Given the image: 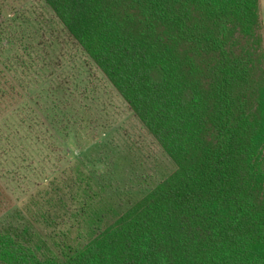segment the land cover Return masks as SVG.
I'll return each instance as SVG.
<instances>
[{
  "label": "trees",
  "instance_id": "trees-1",
  "mask_svg": "<svg viewBox=\"0 0 264 264\" xmlns=\"http://www.w3.org/2000/svg\"><path fill=\"white\" fill-rule=\"evenodd\" d=\"M42 1L175 170L111 222L95 213L82 241L101 186L80 161L42 159L48 174L26 221L0 228V264H264L259 0ZM5 20L0 117L13 111L19 140L43 143L49 132L47 147L57 149L33 98L41 92L31 96L44 80L38 36L27 32L25 14ZM34 223L63 225L49 235L56 252Z\"/></svg>",
  "mask_w": 264,
  "mask_h": 264
},
{
  "label": "rangeland",
  "instance_id": "rangeland-1",
  "mask_svg": "<svg viewBox=\"0 0 264 264\" xmlns=\"http://www.w3.org/2000/svg\"><path fill=\"white\" fill-rule=\"evenodd\" d=\"M259 5L264 47V0ZM0 8L2 24L25 14L30 20L24 24L27 32L38 36L33 41L42 50L38 64L44 65L39 71L44 80L33 87L31 96L41 92L33 98L42 106L41 118L58 142L57 149L47 147L52 141L49 132L41 136L47 145L19 140L13 132L14 112L0 117V228L26 221L32 210L30 195L48 174L42 159L80 161L101 186L81 228V240L86 241L88 225H97L92 224L95 213H104L102 224L111 222L114 211H123L147 193L175 170V164L42 0H0ZM30 157L41 163L30 164ZM33 229L46 240L49 253L57 251L49 235L63 225L47 228L34 223Z\"/></svg>",
  "mask_w": 264,
  "mask_h": 264
}]
</instances>
